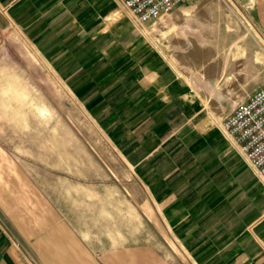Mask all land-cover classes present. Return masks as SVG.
I'll return each mask as SVG.
<instances>
[{"label": "crops", "instance_id": "0c3cea01", "mask_svg": "<svg viewBox=\"0 0 264 264\" xmlns=\"http://www.w3.org/2000/svg\"><path fill=\"white\" fill-rule=\"evenodd\" d=\"M0 12L106 131L193 261L184 264H264V177L224 127L227 115L264 85L251 86L252 67L261 70L256 44L264 40V0H194L146 22L117 0H0ZM188 38L196 60L189 65L182 46ZM224 85L230 95L242 92L239 100L224 95ZM37 199L43 207H34L40 216L30 222L49 230L67 264H170L121 250L112 255L127 262H95ZM33 261L0 221V264Z\"/></svg>", "mask_w": 264, "mask_h": 264}, {"label": "rangeland", "instance_id": "374dc122", "mask_svg": "<svg viewBox=\"0 0 264 264\" xmlns=\"http://www.w3.org/2000/svg\"><path fill=\"white\" fill-rule=\"evenodd\" d=\"M181 24L194 28L193 22ZM21 34L0 12V168L5 167V174L0 169L5 185L0 221L13 239L34 264H67L66 253L60 258L57 245L49 241V230L30 222L40 216L34 207H43L37 199L41 195L44 207L50 206L75 232L95 262H106L104 256L127 262L128 257L112 255L120 250L170 264L193 262L106 131ZM258 39L261 70L258 74V67H252V88L264 80V40ZM190 40L182 45L187 65L196 62ZM208 55L203 54L205 64L210 63ZM205 76L210 79L209 73ZM223 89L224 95L229 93L228 86ZM228 95L236 101L242 92ZM4 177L19 185H6ZM18 190L31 198L21 199ZM21 206L26 208L20 211ZM40 213L48 216L47 210Z\"/></svg>", "mask_w": 264, "mask_h": 264}, {"label": "built area", "instance_id": "2783aa9c", "mask_svg": "<svg viewBox=\"0 0 264 264\" xmlns=\"http://www.w3.org/2000/svg\"><path fill=\"white\" fill-rule=\"evenodd\" d=\"M140 21L156 20L181 4L194 0H117ZM235 136L251 165L264 177V85L240 103L224 121Z\"/></svg>", "mask_w": 264, "mask_h": 264}]
</instances>
